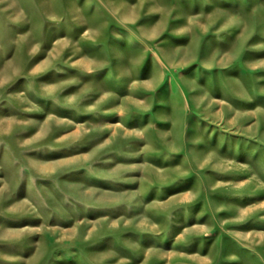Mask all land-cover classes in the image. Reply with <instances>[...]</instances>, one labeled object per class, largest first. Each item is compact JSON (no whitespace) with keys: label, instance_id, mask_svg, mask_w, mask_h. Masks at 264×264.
Returning a JSON list of instances; mask_svg holds the SVG:
<instances>
[{"label":"rangeland","instance_id":"obj_1","mask_svg":"<svg viewBox=\"0 0 264 264\" xmlns=\"http://www.w3.org/2000/svg\"><path fill=\"white\" fill-rule=\"evenodd\" d=\"M0 264H264V0H0Z\"/></svg>","mask_w":264,"mask_h":264}]
</instances>
